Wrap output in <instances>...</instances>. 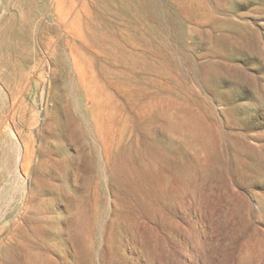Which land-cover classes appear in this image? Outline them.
<instances>
[{"label": "rangeland", "instance_id": "obj_1", "mask_svg": "<svg viewBox=\"0 0 264 264\" xmlns=\"http://www.w3.org/2000/svg\"><path fill=\"white\" fill-rule=\"evenodd\" d=\"M0 264H264V0H0Z\"/></svg>", "mask_w": 264, "mask_h": 264}]
</instances>
